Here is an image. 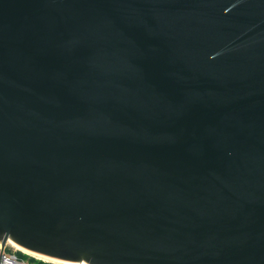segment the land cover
<instances>
[{"label": "water", "instance_id": "95a60500", "mask_svg": "<svg viewBox=\"0 0 264 264\" xmlns=\"http://www.w3.org/2000/svg\"><path fill=\"white\" fill-rule=\"evenodd\" d=\"M9 243L264 264V0H0Z\"/></svg>", "mask_w": 264, "mask_h": 264}, {"label": "rangeland", "instance_id": "374dc122", "mask_svg": "<svg viewBox=\"0 0 264 264\" xmlns=\"http://www.w3.org/2000/svg\"><path fill=\"white\" fill-rule=\"evenodd\" d=\"M5 253L8 255H14L17 256V258L24 260V261H30L33 262L35 264H54L52 262H46V261H40L36 258L30 257L25 255L22 252L17 251L11 244H7L6 248H5Z\"/></svg>", "mask_w": 264, "mask_h": 264}, {"label": "built area", "instance_id": "2783aa9c", "mask_svg": "<svg viewBox=\"0 0 264 264\" xmlns=\"http://www.w3.org/2000/svg\"><path fill=\"white\" fill-rule=\"evenodd\" d=\"M0 264H35V263L21 260L14 255H8L5 253V249H2V247L0 246Z\"/></svg>", "mask_w": 264, "mask_h": 264}, {"label": "bare ground", "instance_id": "6f19581e", "mask_svg": "<svg viewBox=\"0 0 264 264\" xmlns=\"http://www.w3.org/2000/svg\"><path fill=\"white\" fill-rule=\"evenodd\" d=\"M9 244H11V243H9ZM11 245H12L17 251L22 252V253H24L25 255L30 256V257H33V258H36V259H38V260L46 261V262H49V263L52 262V263H54V264H64V263L54 262V261H52V260H49V259L43 258V257H41V256L35 255V254H33V253L27 252V251L21 249L20 247H18V246H16V245H13V244H11ZM0 246H1V245H0Z\"/></svg>", "mask_w": 264, "mask_h": 264}]
</instances>
